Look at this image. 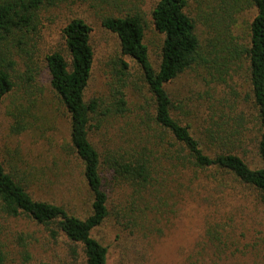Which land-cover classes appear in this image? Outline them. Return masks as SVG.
Here are the masks:
<instances>
[{
    "label": "trees",
    "instance_id": "1",
    "mask_svg": "<svg viewBox=\"0 0 264 264\" xmlns=\"http://www.w3.org/2000/svg\"><path fill=\"white\" fill-rule=\"evenodd\" d=\"M69 1H89L101 7V25L117 37L121 56L136 63L152 95V112L133 121L139 136L122 143L119 151L101 149L95 143L101 116H107L110 108L102 113L98 100H86L95 57L87 22L70 20L62 29L67 55L60 51L46 54L44 69L34 60V51L24 48L35 47L28 39L34 41L38 35L43 14ZM190 1H156L151 19L162 37L156 67L146 44L145 0H0V105L17 89H23L18 108L11 111L12 131L18 135L27 132L32 125L22 116L28 108L23 113L21 109L34 103L28 92L38 86L46 72L70 124L69 142L61 149L69 158V168H76L85 181L90 197L88 215L78 217L65 206L34 198L26 185L29 179L0 161V215L26 216L44 227L51 239H60L62 264H108V249L93 232L112 216V205H121L122 198L129 197L130 205H171L174 200L181 205L194 203L198 205L197 216L200 210L212 208L213 218L204 225L203 240L220 259L239 252L240 237H245L241 221L247 211L229 205L227 199L248 190L264 204V0H197V15L190 13ZM253 9L256 15L246 44L235 31L240 16ZM244 61L250 96L237 104L228 103V108L240 110L239 114L233 111L234 126L216 127L210 118L198 135L191 125L175 117L167 91L170 83L203 67L215 71L216 65L213 79L225 83V76L235 72V67L241 68ZM117 64V73L123 78L131 65L123 59ZM118 94L124 97L121 91ZM119 130L122 138L127 129L120 125ZM252 130L260 160L257 167H251L238 153ZM167 171L178 173L180 181H166ZM37 174L30 178L43 177ZM154 210L148 206L141 210L145 220Z\"/></svg>",
    "mask_w": 264,
    "mask_h": 264
},
{
    "label": "rangeland",
    "instance_id": "2",
    "mask_svg": "<svg viewBox=\"0 0 264 264\" xmlns=\"http://www.w3.org/2000/svg\"><path fill=\"white\" fill-rule=\"evenodd\" d=\"M156 1L145 0L143 9L148 26L146 44L153 64L158 67L162 37L154 30L151 19ZM190 7L192 15L199 14L197 0H191ZM255 15L256 10L253 9L239 18L235 33L246 44L249 42L248 28ZM101 16V7L89 1L60 4L43 14L38 35L34 41L28 39L30 45L35 47L24 48L34 51V60L39 61L44 69L46 54L60 51L67 55L62 29L70 20L82 18L87 22L92 30L91 45L95 57L86 100H98L102 104V113L110 108L107 116H101L95 143L101 149L111 147L119 151L122 143L139 136L136 126H132L133 121L139 115L152 112L153 98L143 83L136 63L121 56L117 37L101 25ZM119 59L131 65L123 78L117 73V68L120 71L117 64ZM20 65L19 70L24 72L21 62ZM218 67L215 66V71L203 67L188 72L167 86L175 117L191 125L198 135L203 127L208 126L210 118L216 127L234 126L233 111L239 114L240 110L228 108V103L237 104V101L247 100L250 96L248 65L245 61L241 68L235 67V72L225 76V83L213 79ZM44 73L38 86L28 92L34 103L24 104L25 107L21 109L23 113L28 108L22 116L28 125H32L27 132L21 135L14 133V119L11 117V111L18 108L24 90L17 89L0 105V161L9 170L19 169V173H23L21 176L29 179L26 185H29V192L34 198L65 206L71 213L84 218L90 209L89 191L77 169L69 168V158L61 149L69 142V119L52 93ZM119 91L123 93V98ZM121 109L125 113L121 114ZM221 110L229 113L224 114ZM120 125L127 129L122 138ZM255 139L253 131L244 147L238 151L251 167H257L260 163ZM35 174H42L43 177L31 179L30 176L34 177ZM177 174L167 171L165 180L180 181L181 177L179 179ZM250 192H236L237 195L227 199L229 205L247 211V216L241 221L245 232V237H240L241 250H231L234 254L227 258L215 256L203 240L204 225L210 217L213 218L212 208L210 211L200 210L197 216L198 205H181L176 200L171 205H130L129 197L127 200L122 198L121 205H112V216L93 232V237L107 247L108 264H264V204H260L256 195ZM146 206L150 210L155 209L148 221L141 213ZM146 229L149 230L148 234ZM58 241L51 239L44 227L26 216L10 218L0 215V264H62L63 245Z\"/></svg>",
    "mask_w": 264,
    "mask_h": 264
}]
</instances>
